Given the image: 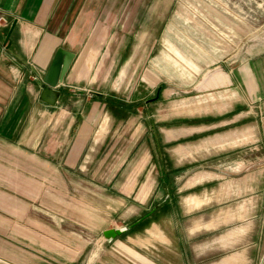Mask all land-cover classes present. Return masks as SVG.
<instances>
[{
    "label": "crops",
    "instance_id": "crops-1",
    "mask_svg": "<svg viewBox=\"0 0 264 264\" xmlns=\"http://www.w3.org/2000/svg\"><path fill=\"white\" fill-rule=\"evenodd\" d=\"M161 2L0 0V15L4 18L0 24V264H238V252L214 260L206 258L211 251L207 244L202 246L203 259L198 260L200 247L180 240L177 225L172 223V211L168 213L162 205L140 216V208L145 209L141 206L153 196L152 185L157 178L147 181L145 173L146 178L140 180V174L134 175L132 170L116 171L131 152L124 146L114 150V144L101 161V167L112 168L101 183L123 184L121 199L128 210L132 203L129 193L137 186L131 197L138 206L132 213L137 216L133 222L120 227L111 224L121 210L113 206V192L107 191L106 202L99 205L84 202L82 195L68 191V172L82 170L87 163L84 157L89 155L92 166L97 155L93 152L110 136L106 121L114 117L116 97L110 91L115 84L110 79L114 73L115 78L124 79L131 55L129 41L152 37L144 31V24L148 10L152 14L154 9L157 15ZM59 47L75 55L62 82L55 87L59 91L56 103L49 105L39 99V91ZM215 84L222 82L217 80ZM238 85L255 108L257 116L251 129L259 142L255 148H259L264 160L263 52L250 55L238 66ZM128 87L126 82L123 91ZM144 90L138 83L129 96L122 95L125 99L119 105L141 101ZM224 107L219 105L217 109ZM97 122L100 123L95 128ZM173 131H166V137H173ZM115 134L124 136L119 129L113 130ZM213 139L220 145L228 144V140L238 145V136L227 133ZM208 142H212L211 138ZM146 157V150L142 155L138 153L134 167L146 170ZM254 184L252 178L251 188ZM126 185L132 186L126 191ZM259 198L264 200V191L260 197L257 191H251L250 199ZM186 200L189 208L198 204L193 197ZM168 219L169 232L162 224ZM82 225L94 233L126 229L93 246L84 239ZM231 235L236 241L238 230Z\"/></svg>",
    "mask_w": 264,
    "mask_h": 264
},
{
    "label": "rangeland",
    "instance_id": "rangeland-1",
    "mask_svg": "<svg viewBox=\"0 0 264 264\" xmlns=\"http://www.w3.org/2000/svg\"><path fill=\"white\" fill-rule=\"evenodd\" d=\"M161 3L157 15L154 9L152 14L148 10L144 24V31L152 37L129 41L131 55L124 79L115 78L117 73L110 79V83L115 82L110 91L116 95L114 117L106 121L110 136L93 152L97 155L92 166L89 155L84 157L87 163L82 170L68 172V191L82 195L84 202L99 205L106 202L107 191L113 192V206L121 210L111 224L120 227L133 222L137 216L132 213L138 206L131 197L137 186L127 197L132 202L128 210L121 199L124 185L101 183L112 169L101 167V161L114 144V150L124 146L131 152L125 166L116 171L132 170L134 175L140 174V180L146 178L145 173L147 181L157 178L152 185L153 196L141 206L145 209L140 208V216L160 205L168 213L172 211L180 240L200 247L198 260L203 259L202 246L207 244L211 251L206 258L214 260L238 252V264H264V200L250 199L251 191H257L259 197L264 191V160L255 148L259 142L251 129L257 116L255 108L238 85V66L250 55L264 53V0ZM217 80L222 85H216ZM126 82L129 87L123 91ZM138 83L146 92L141 101L119 105ZM207 83L210 85L203 88ZM219 105L225 107L218 110ZM118 129L124 136L112 135ZM169 130L175 132L171 138L165 135ZM224 133L238 136V145L228 140L221 147L219 141H214L215 136ZM210 138L212 142H208ZM144 150L146 170L142 172V167H134V163ZM198 176L201 178L191 180ZM131 186L126 185V191ZM192 197L198 204L189 208L186 199ZM162 224L169 232L170 219ZM81 227L89 245L104 239L102 232H90L87 225ZM191 228L195 230L190 232ZM235 229L236 241L231 235ZM219 244L224 246L217 247Z\"/></svg>",
    "mask_w": 264,
    "mask_h": 264
},
{
    "label": "water",
    "instance_id": "water-1",
    "mask_svg": "<svg viewBox=\"0 0 264 264\" xmlns=\"http://www.w3.org/2000/svg\"><path fill=\"white\" fill-rule=\"evenodd\" d=\"M13 24L11 25V27ZM74 53L59 47L48 67L47 72L42 77V86L39 91V99L49 105H54L59 96V91L55 88L62 82L73 58ZM126 228H110L103 232L106 239H112L122 233Z\"/></svg>",
    "mask_w": 264,
    "mask_h": 264
},
{
    "label": "built area",
    "instance_id": "built-area-1",
    "mask_svg": "<svg viewBox=\"0 0 264 264\" xmlns=\"http://www.w3.org/2000/svg\"><path fill=\"white\" fill-rule=\"evenodd\" d=\"M4 21V18L0 15V24Z\"/></svg>",
    "mask_w": 264,
    "mask_h": 264
}]
</instances>
